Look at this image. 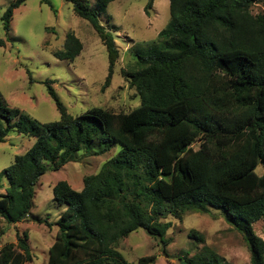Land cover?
<instances>
[{"label":"trees","instance_id":"obj_1","mask_svg":"<svg viewBox=\"0 0 264 264\" xmlns=\"http://www.w3.org/2000/svg\"><path fill=\"white\" fill-rule=\"evenodd\" d=\"M25 1L14 0L5 9L6 33L13 11ZM64 1L106 49L104 89L118 58L114 38L87 0ZM114 1L95 0L99 11ZM168 1V23L155 42L136 53V68L125 75L140 98L131 112L91 108L72 116L45 82L59 119L39 124L0 94V143L12 131L34 139L0 172V189L2 179L7 182L0 218L8 224L29 220L36 185L48 171L75 162L94 142L104 152L119 146L97 174L83 178L80 191L66 181L53 186L52 200L65 209L53 224L46 264H133L116 250L130 233L141 229L164 247L170 224L159 218L211 209L242 235L250 263L264 264V241L252 229L264 220V173H256L264 167V0ZM259 1L263 10L252 15ZM81 49L69 33L54 57L73 61ZM17 241L18 253L12 245L0 249V264L31 261L26 234ZM154 261L151 255L135 264ZM187 262L227 264L215 254Z\"/></svg>","mask_w":264,"mask_h":264},{"label":"rangeland","instance_id":"obj_2","mask_svg":"<svg viewBox=\"0 0 264 264\" xmlns=\"http://www.w3.org/2000/svg\"><path fill=\"white\" fill-rule=\"evenodd\" d=\"M14 0H0V94L10 107L19 109L39 124L56 122L59 113L50 98L45 82H49L57 98L72 116L91 108H102L115 114H127L139 106L140 98L125 77L136 68V53L145 51L169 21V1L115 0L99 11L95 0H87L97 14L99 24L114 38L118 58L109 85L103 89L108 74L107 53L91 25L77 17L72 5L64 0H26L13 11L10 31L3 29L2 16ZM263 10L262 1L251 7V14ZM73 34L82 49L73 60H58L54 53L64 49L66 35ZM34 142L10 132L0 143V172L11 165L15 156L23 154ZM198 143L193 145L198 148ZM119 146L102 151L97 142L89 150L82 149L75 162L58 171H48L35 188L29 220L8 224L0 218V249L12 245L18 253L17 236L26 234L31 261L25 264H46L48 249L53 244L56 228L53 225L65 206L56 204L52 188L66 181L73 190L82 189V180L95 175L101 166L113 158ZM256 173L261 176L264 167ZM2 185L7 186L2 179ZM0 189V195L4 194ZM51 226L48 227L47 223ZM160 223H169L163 247L158 239L139 229L123 238L116 250L128 263L141 257L155 256L153 264H181L195 257L208 258L215 254L227 264H251L250 252L242 235L229 226L218 211L209 214L175 212ZM254 234L264 241V220L252 225ZM111 263V262H110Z\"/></svg>","mask_w":264,"mask_h":264},{"label":"water","instance_id":"obj_3","mask_svg":"<svg viewBox=\"0 0 264 264\" xmlns=\"http://www.w3.org/2000/svg\"><path fill=\"white\" fill-rule=\"evenodd\" d=\"M181 264H189V263H186V262H182Z\"/></svg>","mask_w":264,"mask_h":264},{"label":"crops","instance_id":"obj_4","mask_svg":"<svg viewBox=\"0 0 264 264\" xmlns=\"http://www.w3.org/2000/svg\"><path fill=\"white\" fill-rule=\"evenodd\" d=\"M34 143V142H33Z\"/></svg>","mask_w":264,"mask_h":264}]
</instances>
